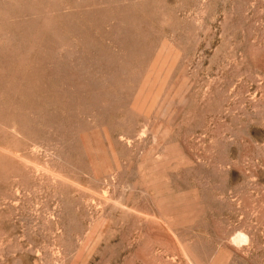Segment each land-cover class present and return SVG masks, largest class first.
<instances>
[{
	"label": "rangeland",
	"instance_id": "rangeland-1",
	"mask_svg": "<svg viewBox=\"0 0 264 264\" xmlns=\"http://www.w3.org/2000/svg\"><path fill=\"white\" fill-rule=\"evenodd\" d=\"M0 264H264V0H0Z\"/></svg>",
	"mask_w": 264,
	"mask_h": 264
},
{
	"label": "bare ground",
	"instance_id": "bare-ground-1",
	"mask_svg": "<svg viewBox=\"0 0 264 264\" xmlns=\"http://www.w3.org/2000/svg\"><path fill=\"white\" fill-rule=\"evenodd\" d=\"M240 234V233H239ZM236 239V238H235ZM238 239H240V236L238 237ZM242 240L244 239L245 240V238H241ZM240 241V240H239ZM241 242V241H240Z\"/></svg>",
	"mask_w": 264,
	"mask_h": 264
}]
</instances>
